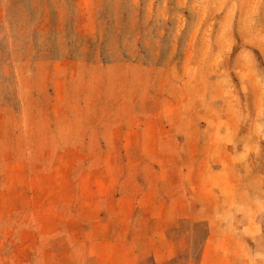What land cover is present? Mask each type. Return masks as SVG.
Returning <instances> with one entry per match:
<instances>
[{
  "label": "rangeland",
  "instance_id": "1",
  "mask_svg": "<svg viewBox=\"0 0 264 264\" xmlns=\"http://www.w3.org/2000/svg\"><path fill=\"white\" fill-rule=\"evenodd\" d=\"M0 264H264V0H0Z\"/></svg>",
  "mask_w": 264,
  "mask_h": 264
}]
</instances>
